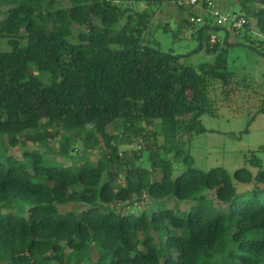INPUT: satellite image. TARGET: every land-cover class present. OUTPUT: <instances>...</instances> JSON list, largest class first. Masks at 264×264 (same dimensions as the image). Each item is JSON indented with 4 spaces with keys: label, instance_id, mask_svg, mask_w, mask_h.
Listing matches in <instances>:
<instances>
[{
    "label": "trees",
    "instance_id": "1",
    "mask_svg": "<svg viewBox=\"0 0 264 264\" xmlns=\"http://www.w3.org/2000/svg\"><path fill=\"white\" fill-rule=\"evenodd\" d=\"M171 1L0 0V142L22 149L0 150V264H264V146L234 172L189 148L212 87L235 91L225 48L192 66L142 41Z\"/></svg>",
    "mask_w": 264,
    "mask_h": 264
},
{
    "label": "rangeland",
    "instance_id": "2",
    "mask_svg": "<svg viewBox=\"0 0 264 264\" xmlns=\"http://www.w3.org/2000/svg\"><path fill=\"white\" fill-rule=\"evenodd\" d=\"M251 2L259 4L258 0H248L245 6L250 5ZM118 4L121 7L137 9H144L147 6L144 2L133 1H120ZM245 6L243 0H213L212 4L209 0H203L196 5L190 0H172L155 9L150 20V29L143 34L144 43L156 39L154 46L163 52L182 54L183 62L192 66L204 61H215L217 53L206 49L208 36L220 40V47L225 48L228 68L235 75L232 84L235 91L230 97H225L219 83L210 91L213 112L204 113L202 116L203 125L207 130L195 133L189 145L195 165L202 170L222 166L234 172L246 163L251 151L264 146V53H262L264 35L260 33L254 17H250V29H245V25L238 28L230 19L235 12L244 16ZM147 8L151 10L150 7ZM187 19L194 24L186 25ZM204 25L208 27H205L200 39L199 29ZM80 27L77 26L76 29ZM76 34L71 38L72 40H77ZM6 41L5 39V44ZM228 42L230 44H227ZM202 44L204 48H200ZM252 45L261 51L253 48ZM156 129L160 142H163L164 129L161 120L157 121ZM116 130V126L110 127V134L115 133ZM183 138L187 139V135L183 134ZM82 143L81 141L72 143L77 149L73 152L74 159L78 158L79 152L84 148ZM6 145L9 153L22 156L20 146L13 147L8 143ZM6 145L1 143L0 150ZM145 145L137 142L135 148ZM95 151H90L94 160L97 159L100 148ZM147 154L145 151L146 161ZM260 154L264 158V152ZM146 164L148 165L149 162ZM69 207L77 208L80 205L74 203ZM92 254V259H96L94 248Z\"/></svg>",
    "mask_w": 264,
    "mask_h": 264
},
{
    "label": "built area",
    "instance_id": "3",
    "mask_svg": "<svg viewBox=\"0 0 264 264\" xmlns=\"http://www.w3.org/2000/svg\"><path fill=\"white\" fill-rule=\"evenodd\" d=\"M203 0H190V2L194 5L201 3ZM238 1V0H235ZM211 4L213 3V0H209ZM226 19V18H225ZM232 21L234 22V25L238 28H241L245 25V17L241 16L240 14H237L236 12L233 15Z\"/></svg>",
    "mask_w": 264,
    "mask_h": 264
}]
</instances>
